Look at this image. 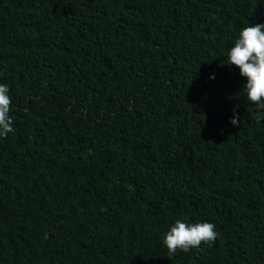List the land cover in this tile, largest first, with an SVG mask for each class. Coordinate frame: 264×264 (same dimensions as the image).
Segmentation results:
<instances>
[{
    "label": "trees",
    "instance_id": "1",
    "mask_svg": "<svg viewBox=\"0 0 264 264\" xmlns=\"http://www.w3.org/2000/svg\"><path fill=\"white\" fill-rule=\"evenodd\" d=\"M257 23L264 0H0V264H264V110L226 64ZM177 219L219 236L169 256Z\"/></svg>",
    "mask_w": 264,
    "mask_h": 264
},
{
    "label": "clouds",
    "instance_id": "2",
    "mask_svg": "<svg viewBox=\"0 0 264 264\" xmlns=\"http://www.w3.org/2000/svg\"><path fill=\"white\" fill-rule=\"evenodd\" d=\"M226 64L239 68L240 75L247 79L243 86L247 100L264 110V24H252L240 31L238 39L228 52ZM211 78L214 79V75ZM10 111L9 87L7 84H0V138H6L9 133L15 131L14 118L10 117ZM233 111L234 117L230 123L234 127H240L241 120L236 108ZM255 119H264V114L258 112ZM218 236L216 225L213 223L192 224L177 219L164 235L163 243L168 255L174 256L178 251L187 253L202 244L211 246Z\"/></svg>",
    "mask_w": 264,
    "mask_h": 264
}]
</instances>
